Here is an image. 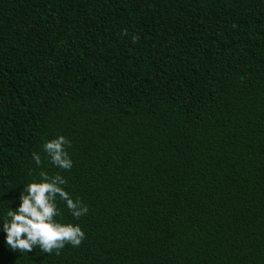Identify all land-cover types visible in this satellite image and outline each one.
Wrapping results in <instances>:
<instances>
[{"label":"trees","instance_id":"16d2710c","mask_svg":"<svg viewBox=\"0 0 264 264\" xmlns=\"http://www.w3.org/2000/svg\"><path fill=\"white\" fill-rule=\"evenodd\" d=\"M41 170L84 238L0 264H264V0H0V218Z\"/></svg>","mask_w":264,"mask_h":264},{"label":"clouds","instance_id":"9594fccd","mask_svg":"<svg viewBox=\"0 0 264 264\" xmlns=\"http://www.w3.org/2000/svg\"><path fill=\"white\" fill-rule=\"evenodd\" d=\"M68 141L62 135L45 140L42 149L50 163L60 169L71 167L72 161L65 151ZM32 159L39 166L41 158L33 153ZM39 179L23 184L16 197L15 207L9 206L8 211L0 218V231L4 233V242L13 251H31L39 247L44 252L63 247L65 242L78 246L84 233L72 223H61L56 202L63 200L65 207L73 218H78L87 211L77 199L75 202L62 187L65 180L59 175L49 176L41 170Z\"/></svg>","mask_w":264,"mask_h":264}]
</instances>
